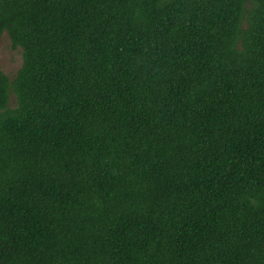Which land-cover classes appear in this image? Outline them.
Masks as SVG:
<instances>
[{"label": "trees", "instance_id": "trees-1", "mask_svg": "<svg viewBox=\"0 0 264 264\" xmlns=\"http://www.w3.org/2000/svg\"><path fill=\"white\" fill-rule=\"evenodd\" d=\"M4 32L0 264H264V0H0Z\"/></svg>", "mask_w": 264, "mask_h": 264}, {"label": "rangeland", "instance_id": "rangeland-1", "mask_svg": "<svg viewBox=\"0 0 264 264\" xmlns=\"http://www.w3.org/2000/svg\"><path fill=\"white\" fill-rule=\"evenodd\" d=\"M23 64L22 48H13L8 32L0 38V69L13 78ZM17 105L16 96H12L11 106Z\"/></svg>", "mask_w": 264, "mask_h": 264}]
</instances>
